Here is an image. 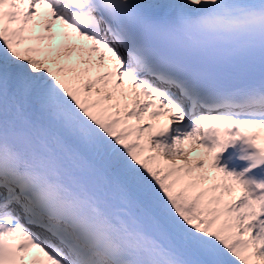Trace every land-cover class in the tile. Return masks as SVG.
Instances as JSON below:
<instances>
[{"label": "snow or ice", "instance_id": "obj_1", "mask_svg": "<svg viewBox=\"0 0 264 264\" xmlns=\"http://www.w3.org/2000/svg\"><path fill=\"white\" fill-rule=\"evenodd\" d=\"M0 264H264V0H0Z\"/></svg>", "mask_w": 264, "mask_h": 264}]
</instances>
